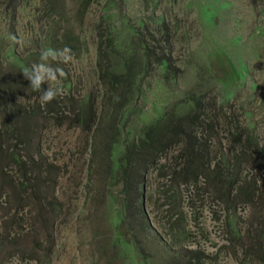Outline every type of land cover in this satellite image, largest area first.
Here are the masks:
<instances>
[{
  "label": "rangeland",
  "instance_id": "rangeland-1",
  "mask_svg": "<svg viewBox=\"0 0 264 264\" xmlns=\"http://www.w3.org/2000/svg\"><path fill=\"white\" fill-rule=\"evenodd\" d=\"M100 35L116 38L114 63L131 48L130 66L144 67L120 116L97 72ZM44 47L74 59L60 65L63 95L41 106L21 72ZM191 97L220 120L218 157H228L230 122L264 148V0H0V264H264L260 202L229 209L211 182L168 181L176 147L148 171L149 223L124 217L103 130L117 122L116 155L166 103L182 111ZM86 107L102 124L76 121Z\"/></svg>",
  "mask_w": 264,
  "mask_h": 264
},
{
  "label": "trees",
  "instance_id": "trees-1",
  "mask_svg": "<svg viewBox=\"0 0 264 264\" xmlns=\"http://www.w3.org/2000/svg\"><path fill=\"white\" fill-rule=\"evenodd\" d=\"M103 44L107 48L104 57L101 55ZM127 49L129 54L121 52L119 63H114L110 54L118 51L116 38L109 35L104 42L102 35L99 37L97 72L103 80L106 101L108 105H112L114 116H120L130 103L134 85L141 84L144 67L135 69L130 66L133 63V57L130 55L134 53V49ZM102 58L106 60V64L102 63ZM164 60H166L164 57L159 59L161 61L159 64H163ZM165 68L168 72L167 65ZM165 77H168L166 73ZM201 101L200 98L191 97L190 101H186L182 106V111L181 108L177 109V103L174 101L170 109H166L168 107L166 103L162 111L149 120L142 136L135 141L122 144L116 155L114 146L118 139L115 125L117 122L108 123L103 130L107 172L112 181L121 183L124 217L125 214L141 215L142 219L149 223L144 202L148 171L159 162L164 152L173 147L176 149L168 167V181L176 185H196L204 179V182H211L214 185L220 200L231 205L229 209L232 207L235 209L238 203L254 205L258 201L264 208V148L260 146L257 138L249 134L247 128L237 124L232 128L230 122L223 129L228 133V137L225 138L229 139L228 157L223 156L224 153L218 157L213 146L214 138L218 137V131L217 134L215 131L220 120L216 115L210 117L206 112V105ZM177 106L180 107L181 104ZM88 111L89 107H86L82 113L77 112L76 121L85 123L87 118H97L98 123L102 124L103 114L97 115L95 111L90 110L89 116ZM210 121L213 123L210 124ZM219 144L222 145L220 139ZM242 163L256 168L260 172L259 176L248 177L246 173L244 174ZM262 230L264 234V223ZM258 247L259 250H264V238Z\"/></svg>",
  "mask_w": 264,
  "mask_h": 264
},
{
  "label": "clouds",
  "instance_id": "clouds-1",
  "mask_svg": "<svg viewBox=\"0 0 264 264\" xmlns=\"http://www.w3.org/2000/svg\"><path fill=\"white\" fill-rule=\"evenodd\" d=\"M10 38L17 44L21 43L15 35ZM73 59L74 55L67 47L63 49L44 47L40 50L39 62L23 69L21 73L23 78L28 81V87L33 92L40 94L38 99L41 106H45L63 95V88L58 84L68 76V73L60 65L70 64ZM44 84L48 85L46 89L42 88Z\"/></svg>",
  "mask_w": 264,
  "mask_h": 264
}]
</instances>
